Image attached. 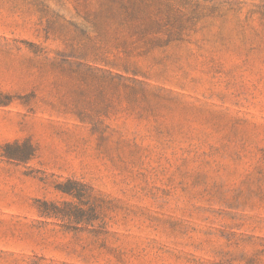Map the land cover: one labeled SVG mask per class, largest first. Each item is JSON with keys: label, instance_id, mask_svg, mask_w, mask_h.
Returning a JSON list of instances; mask_svg holds the SVG:
<instances>
[{"label": "rangeland", "instance_id": "obj_1", "mask_svg": "<svg viewBox=\"0 0 264 264\" xmlns=\"http://www.w3.org/2000/svg\"><path fill=\"white\" fill-rule=\"evenodd\" d=\"M0 264H264V0H0Z\"/></svg>", "mask_w": 264, "mask_h": 264}, {"label": "trees", "instance_id": "obj_2", "mask_svg": "<svg viewBox=\"0 0 264 264\" xmlns=\"http://www.w3.org/2000/svg\"><path fill=\"white\" fill-rule=\"evenodd\" d=\"M115 11H119V10H115V9H99L97 12H95V14L93 15H98V13H110V12H115ZM123 12V15L129 19L133 18V31L134 33H138L141 32L143 34H147L151 32V28H154L156 26V28H158L160 31L162 30L163 32L166 31H170L171 30V26L168 24H163L162 22H159L157 20L151 21L149 23H147L146 25H143V27L139 30V26L135 25L134 22H137V18L139 16V14L143 13V8H128V9H122L120 10ZM158 43V44H157ZM157 44V45H156ZM159 45V41L157 40L156 42L154 40H140V39H136L133 40V52L137 51L140 49V53H146L148 51L153 50V48H155V46ZM41 205L47 206L49 205V203L42 201ZM50 205L53 206L55 212L53 214H59L60 211L58 207H56L55 205L51 204ZM46 209L40 210L41 214L48 216L50 214H52V212L50 211H45ZM58 213H57V212ZM47 212V213H46Z\"/></svg>", "mask_w": 264, "mask_h": 264}]
</instances>
